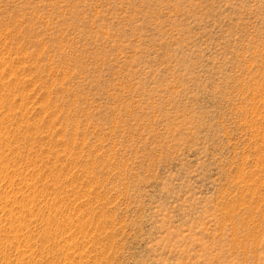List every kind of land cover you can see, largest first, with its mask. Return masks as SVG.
<instances>
[{"label":"rangeland","instance_id":"rangeland-1","mask_svg":"<svg viewBox=\"0 0 264 264\" xmlns=\"http://www.w3.org/2000/svg\"><path fill=\"white\" fill-rule=\"evenodd\" d=\"M0 264H264V0H0Z\"/></svg>","mask_w":264,"mask_h":264},{"label":"bare ground","instance_id":"bare-ground-1","mask_svg":"<svg viewBox=\"0 0 264 264\" xmlns=\"http://www.w3.org/2000/svg\"><path fill=\"white\" fill-rule=\"evenodd\" d=\"M47 234V233H46Z\"/></svg>","mask_w":264,"mask_h":264}]
</instances>
